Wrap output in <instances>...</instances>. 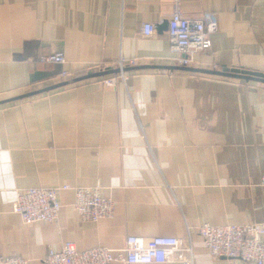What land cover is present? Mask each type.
<instances>
[{
    "label": "crops",
    "instance_id": "crops-1",
    "mask_svg": "<svg viewBox=\"0 0 264 264\" xmlns=\"http://www.w3.org/2000/svg\"><path fill=\"white\" fill-rule=\"evenodd\" d=\"M177 9L217 17L194 68L264 72V0H0V101L136 60L114 87L93 77L0 104V255L45 264L68 241L117 250L170 235L195 264H247L213 257L198 230L264 222V82L170 68L181 65L161 27ZM57 51L65 64L41 60ZM98 183L115 213L85 221L73 188ZM65 184L57 221L15 213L19 191Z\"/></svg>",
    "mask_w": 264,
    "mask_h": 264
},
{
    "label": "built area",
    "instance_id": "built-area-1",
    "mask_svg": "<svg viewBox=\"0 0 264 264\" xmlns=\"http://www.w3.org/2000/svg\"><path fill=\"white\" fill-rule=\"evenodd\" d=\"M216 14L206 13L202 18H188L177 9L168 25V38L173 59L181 66L193 67L199 52L212 47V36L218 31ZM156 32V25L144 23L142 33L146 36ZM45 63L63 65L64 52L57 51L41 59ZM120 72L103 76L106 86L114 87L119 80L127 81L129 76L124 68L135 65L133 58L121 57L118 62ZM63 76L70 72L63 70ZM71 189L70 184L62 187H28L18 192L14 211L25 224L53 223L58 220L62 203L60 190ZM74 206L85 221L110 218L115 213L114 201L103 195L100 183L91 187L76 186ZM210 254L215 258L242 260L247 264H264V222L241 224L204 223L199 227ZM179 261L195 264L193 247L183 239L159 235L151 238L130 235L123 248L112 250L95 247L80 250L73 242H65L60 250H49L44 257L45 264H164ZM0 264H29L21 255H0Z\"/></svg>",
    "mask_w": 264,
    "mask_h": 264
},
{
    "label": "water",
    "instance_id": "water-1",
    "mask_svg": "<svg viewBox=\"0 0 264 264\" xmlns=\"http://www.w3.org/2000/svg\"><path fill=\"white\" fill-rule=\"evenodd\" d=\"M168 25L169 22H166L161 28L162 29H168ZM170 68H174V69H182V70H192V71H200V72H205V73H210V74H217V75H223V76H230V77H236V78H241V79H245V80H254V81H262L264 82V72H260V71H253V70H247V69H241V68H230L227 66L222 67V69L220 70H207V69H201V68H194V67H188V66H169ZM135 67H130L127 66L124 68V71H129L131 69H134ZM120 72V69H109V70H103V71H99V72H93L90 74H86L83 76H78L75 78H71L69 80L48 86L46 88L37 90V91H33V92H29L26 94H22L19 95L17 97L11 98V99H6V100H2L0 101V104L3 103H7L10 101H15L17 99H22L25 97H29L35 94H39L45 91H50L52 89L58 88V87H62L68 84H72L81 80H85V79H89V78H93V77H100V76H106L112 73H118ZM41 71L36 72V78H40Z\"/></svg>",
    "mask_w": 264,
    "mask_h": 264
}]
</instances>
